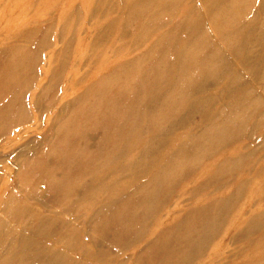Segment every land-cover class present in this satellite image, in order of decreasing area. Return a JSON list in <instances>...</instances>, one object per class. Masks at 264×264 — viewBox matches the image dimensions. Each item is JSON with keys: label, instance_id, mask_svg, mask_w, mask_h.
I'll return each instance as SVG.
<instances>
[{"label": "rangeland", "instance_id": "rangeland-1", "mask_svg": "<svg viewBox=\"0 0 264 264\" xmlns=\"http://www.w3.org/2000/svg\"><path fill=\"white\" fill-rule=\"evenodd\" d=\"M212 4L0 0V55L24 56L26 81L0 88V102L18 98L15 117L0 118V264H179L187 248L177 252L171 239L209 225L211 237L184 264H264V74L254 73L251 56L241 64L239 33L225 36L242 19L215 10L208 20ZM202 11L197 33L190 23ZM222 19L218 29L213 21ZM194 41L201 46L185 48ZM181 50L182 60L187 52L198 59L184 88L167 67ZM221 60L220 77L194 93ZM240 102L245 114L235 109ZM124 103L138 106L137 126L119 140L127 154L110 161L116 125L131 120ZM226 110L237 111L226 121L232 131L215 134L211 113ZM148 181L158 187L142 203ZM78 183L86 189L67 196ZM108 200L114 217L100 226L91 219ZM30 210L40 217L36 233Z\"/></svg>", "mask_w": 264, "mask_h": 264}, {"label": "bare ground", "instance_id": "bare-ground-1", "mask_svg": "<svg viewBox=\"0 0 264 264\" xmlns=\"http://www.w3.org/2000/svg\"><path fill=\"white\" fill-rule=\"evenodd\" d=\"M211 2L213 3L211 5L212 8H209V10L207 9V12L202 11V12H200V14H196L192 18L190 24H191L192 28L194 29V31H197V33H198L200 30H202L205 27V25H203V20L201 18L202 17L201 15H203V12L205 14V17H207L208 20H210V17L214 13L215 10L220 14H223V12L225 13L226 11H229L230 13L232 12L233 14L238 15L239 19L240 18L242 19L241 25L236 29H230L227 33H225V36L229 37L235 33L240 34V36H241L239 39L240 44L236 48V50L239 51V58H243L240 61L241 64L243 65V67H247L249 64L246 62V60L248 57L251 56L254 58V60L256 62V67H257V69H254V73L255 74L258 73V74L263 75L264 74V70H263L264 69V0H211ZM246 10H248V11L251 10L253 12V14L249 15L248 11L244 12ZM187 18L188 17H185V18H183V20L187 19ZM200 20H201V23H200ZM224 21L222 19L221 22H214L213 21V23H214V26H216L218 29H223L225 27ZM253 25H255L256 27H253ZM199 46H201V43L194 41V44H191V45L187 44V46H185V48L187 47L189 50H195ZM200 50L205 51L203 48ZM170 51H171L170 45L164 46V48H163L164 53H168ZM178 52H176V54H175L176 57L174 58L173 61L167 62V67L170 68V70L174 71V78L173 79H175V80L178 79L179 83L183 84L182 88H184L187 85H184L185 82L183 81L184 80L183 75L185 73H192L193 71H195L194 69H196L195 67L198 65V62H197L198 59L194 53H193V55L196 58L193 57L190 54V52H187L185 59L182 60V57L185 55L186 52H184L183 50H181V52H179V53ZM215 53H216V55L219 54L222 57V55L220 54V51H218L217 49H216ZM11 55H13V52L10 51L9 49H5L0 55V88H6L9 84H11V83L16 84V82H18L17 86H19V87H23L25 85L26 81L20 82L21 73L23 71L22 66L24 64V58H23L24 56L19 58V59H22L23 61L18 60L17 62H14L15 59H14V61H11L9 59V57ZM164 55L166 56V54H162L161 58H164ZM13 58H15V56L12 57V59ZM222 59H224V56ZM257 63H260V67L257 65ZM163 65L166 66L165 60L163 61ZM214 65H215L214 69L211 73H207L203 77L204 79L202 81L193 85V86L199 85L195 89L197 92L193 91L194 93H198V92L205 90L209 84L208 80L213 82L217 78H219L220 75L225 70V67L227 64H226L225 60L224 61L221 60L218 64H217V62H215ZM214 75H216V76H214ZM261 78H263V76H261ZM189 87L190 86H188V88ZM187 91H192V88H190ZM254 98H256L255 95H253L252 99H254ZM81 100H82V97H81V99H79V101H81ZM102 100H105V99L101 98L100 101H98V102H102ZM17 101H18L17 96H12L8 99V101L5 102L6 104L0 102V118L2 120H6L5 118L9 117L8 115L10 113H12L11 115H14L13 117H15V112H13V109L17 110ZM107 104H108V106L111 107V109L112 108L118 109V112L122 111L120 109V107H118V108L113 107L111 105V101H107ZM138 105H139V103H138ZM161 106H163V109L162 110L158 109V111H160V114L163 115V111L164 110L166 111L168 106L167 105H161ZM137 107H138L137 105H134V106L132 105L130 107L129 104L124 103V110H125L124 112L126 113V116H127L126 119H131V120L129 122H124L122 124L120 123V124L116 125L117 133H113L114 139L112 141V146H111V148H109V150L106 152V155H105V157L107 159H109L110 161L115 160L116 158L119 157V155L121 157H123L125 154H127L126 149H124L123 151L122 150L118 151V149L120 147L122 148V145H119L118 143H119V140L124 141V136L126 134H127V137H129V135L131 136L133 129L135 128V126H137V124L132 122V120H133L132 114L135 112V109H137ZM227 108H230V107L227 106ZM238 108H239V110L241 109V112L244 114L248 110V108L245 105H243L242 102L237 103V105L235 106V109H238ZM90 109L93 110V106L90 105ZM236 112L237 111L226 110V112L224 111V114H221L220 112L214 113V114L211 113V115L213 116V121H211V125L214 126L215 134L216 133H222V131H227V132H229L230 130L232 131V129H228L229 126H225V125H226V121L230 117L231 113L234 117ZM211 115H209V116L212 117ZM144 116L147 117V114H145ZM238 116H240V115H238ZM13 117H12V119H13L12 121L15 120V118H13ZM111 124L115 125L116 122H112ZM127 125H129V126H127ZM208 128H209V126L205 130H207ZM59 130H61V129H59ZM236 130L237 129H234V132ZM211 136H212L211 134L207 135L205 140H208V142H211L210 141ZM175 155L173 156V154H172L171 155L172 157H170V159L165 157L166 158L165 162L169 163V167H171L172 165L175 164V163L171 164V161L175 157ZM102 165L103 164H101V163L96 165L95 166V168L97 167L96 170H98L100 167H103ZM95 174H96V172H94V171L91 173L92 179H94L96 177ZM159 180H164V173L161 175ZM95 181H96V179H95ZM158 183H161V182L159 181ZM84 184L85 183H83V185L78 183V184L72 185L69 188L67 187L66 193H68V194H66V195L69 196V193H73V194L78 196L79 191L86 189V186ZM149 184H150L149 181L146 183L140 184V187L143 185L142 188L144 190V194L142 195L141 200H140L142 203L145 201L149 202L151 200V198L153 196H155L154 195V189L158 186L155 185V186L147 187V186H149ZM38 185H39V183H38ZM62 185H63V183H62ZM88 186H90V185L88 184ZM138 189H140V188H138ZM134 193H136V192H134ZM27 196L30 197V195H27ZM112 204H113L112 200L105 201L104 205L100 207L99 212L96 215H94V217H92L91 221L94 222V221L99 219V222H100L99 224L101 226L106 222L109 223L111 219L113 220L114 214L112 213V211H113V209L111 208ZM25 208H29V207H25ZM25 208L22 207V210L26 211ZM17 211H21V209H17L15 212H17ZM19 214H21V213H19ZM29 214H30V217H33L32 219H29V220H31V222H34L33 226H30V228L31 227L34 228V232H35V231H37V229H40L39 224H38L39 223L38 218H40V217L31 216L32 211ZM41 221H43V218H41ZM130 222L133 223L132 218L130 219ZM36 224H38L37 228L35 227ZM93 224H95V223H93ZM205 227H207V226L204 225L201 229L204 230ZM44 229H43L44 232H42L44 238H46V236L49 237L51 232H47L46 228H44ZM211 230H212L211 226L209 225L207 230L204 233L202 231V232H199L198 234L194 235L193 237L187 236L184 238H176V239L172 238L171 239V243H170L171 245L170 246L173 245L175 248H177V252H180L182 248H187L185 253L183 252L182 254H180L178 256L179 264H184L185 261H188L189 259H191V257H193L195 254H197V251L201 247H203L205 240L212 233ZM210 237H211V235H210ZM129 239L130 238H127V240H129ZM112 241H114V239ZM124 241H126V240H123V242ZM186 244H188V245H186ZM185 245H186V247H183Z\"/></svg>", "mask_w": 264, "mask_h": 264}]
</instances>
